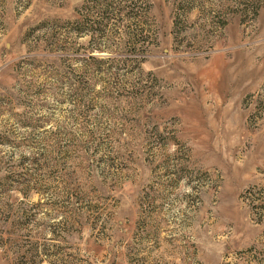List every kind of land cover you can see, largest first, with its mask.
Instances as JSON below:
<instances>
[{
    "label": "rangeland",
    "instance_id": "rangeland-1",
    "mask_svg": "<svg viewBox=\"0 0 264 264\" xmlns=\"http://www.w3.org/2000/svg\"><path fill=\"white\" fill-rule=\"evenodd\" d=\"M0 264H264V0H0Z\"/></svg>",
    "mask_w": 264,
    "mask_h": 264
},
{
    "label": "trees",
    "instance_id": "trees-1",
    "mask_svg": "<svg viewBox=\"0 0 264 264\" xmlns=\"http://www.w3.org/2000/svg\"><path fill=\"white\" fill-rule=\"evenodd\" d=\"M92 58H94V57H92Z\"/></svg>",
    "mask_w": 264,
    "mask_h": 264
}]
</instances>
